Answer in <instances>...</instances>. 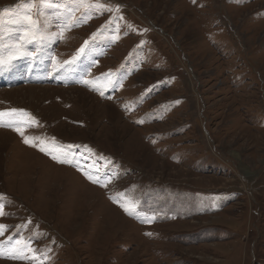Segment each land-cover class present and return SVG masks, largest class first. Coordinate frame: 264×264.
<instances>
[{
  "label": "rangeland",
  "instance_id": "1",
  "mask_svg": "<svg viewBox=\"0 0 264 264\" xmlns=\"http://www.w3.org/2000/svg\"><path fill=\"white\" fill-rule=\"evenodd\" d=\"M41 7L0 0V264H264V0Z\"/></svg>",
  "mask_w": 264,
  "mask_h": 264
},
{
  "label": "snow or ice",
  "instance_id": "2",
  "mask_svg": "<svg viewBox=\"0 0 264 264\" xmlns=\"http://www.w3.org/2000/svg\"><path fill=\"white\" fill-rule=\"evenodd\" d=\"M48 2H55V0H42V7L40 9V13L42 14L44 9H43V4L44 3H48ZM87 18V17H85ZM32 16L26 15L25 16V21L26 22H31L32 21ZM63 23V22H62ZM42 31V29H41ZM28 32L24 31L23 34L21 35L20 39L23 40L24 36H27ZM32 38H30L29 40L25 41V44L31 43ZM81 51H83V49H81ZM22 55H28L31 56V53H28L26 51V48L22 47L19 43H16L12 50H10L7 54V58H3L0 57V67H4L7 64H10L11 61H13L14 59H16L18 56H22ZM17 110L13 109L11 110V114H14ZM6 115H10V113L7 112H0V117L6 116ZM18 130V129H17ZM21 135H23V133H21ZM26 143H29L30 141L25 140ZM34 146V145H33ZM44 149H41V151H43ZM53 159H56L55 156L52 157ZM72 158V154L68 153L65 155V157L62 160H59L58 162L64 163L68 160H70ZM73 166H78V165H73ZM89 175V177H91V172L87 173ZM93 182H98V181H93ZM104 186V185H101ZM121 207H124L123 205H121ZM125 212H127L129 215H132V212L129 211V209L127 207H124ZM0 216H3V208L0 207ZM148 222V221H146ZM5 231L3 226H0V234H2ZM148 235H151V233H148ZM16 243H19V241H17ZM33 243V241H28L27 244H25V246L21 249H19V251L14 250V245H12V242H9L10 245H12V247L9 248L10 251H12V255L9 256H5L4 255V246H0V258H21L24 259L26 257H24L22 255V253L28 251L30 249V244ZM35 251V250H32Z\"/></svg>",
  "mask_w": 264,
  "mask_h": 264
},
{
  "label": "bare ground",
  "instance_id": "3",
  "mask_svg": "<svg viewBox=\"0 0 264 264\" xmlns=\"http://www.w3.org/2000/svg\"><path fill=\"white\" fill-rule=\"evenodd\" d=\"M0 79H2V77L0 78ZM3 80V79H2ZM1 81V80H0Z\"/></svg>",
  "mask_w": 264,
  "mask_h": 264
}]
</instances>
